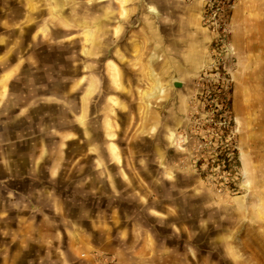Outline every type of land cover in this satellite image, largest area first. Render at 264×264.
Here are the masks:
<instances>
[{"label": "rangeland", "instance_id": "1", "mask_svg": "<svg viewBox=\"0 0 264 264\" xmlns=\"http://www.w3.org/2000/svg\"><path fill=\"white\" fill-rule=\"evenodd\" d=\"M237 1L233 0V10ZM249 3L251 18H264V0ZM201 5L199 0H0V77L18 69L12 80L17 78L19 84L13 89L24 92L14 104L20 109L30 103L33 108L44 98L49 105L39 109L49 106L52 116L30 123L3 117L0 159L24 161L38 154L21 146L26 144L23 137L13 152L6 148L18 132L28 130L34 135L31 141L43 150L38 155L57 161L64 147L62 134L79 131L80 138L64 147L75 168L72 178H95L91 161L97 155L89 151L92 135L84 131L90 125L94 144L100 140L105 146L99 153L100 175H107V146L115 143L122 163L111 165L114 176L125 172L135 180L133 185L118 181L119 190L136 191L146 176L189 178L192 187L180 186V191L207 198L211 211H219L218 217L226 221V255L237 258L236 264H264L262 33L255 32L256 55L242 56L233 41L231 20L234 53L223 55L222 65L214 66L212 38L202 26ZM176 83L181 87L176 88ZM240 91L244 104L238 105ZM80 112L84 122L77 123L74 131L71 120ZM108 124L114 139L107 134L101 138L100 130ZM49 126L53 132L47 136L44 130ZM138 145L144 150L134 148ZM75 161L78 164L73 165ZM5 171L0 167V176ZM48 187L57 193L64 190L58 181ZM89 187L79 192L88 193ZM146 188L154 193V185ZM5 191L0 186V195ZM15 202L18 209L4 221L18 219L25 224L35 219L31 211L39 208L30 211V201ZM0 206L11 204L0 199ZM194 207L198 208L185 205V209ZM210 220L216 224L214 218ZM216 234L209 233L212 238ZM210 251L219 255L218 249ZM96 258L102 262L105 257Z\"/></svg>", "mask_w": 264, "mask_h": 264}, {"label": "crops", "instance_id": "2", "mask_svg": "<svg viewBox=\"0 0 264 264\" xmlns=\"http://www.w3.org/2000/svg\"><path fill=\"white\" fill-rule=\"evenodd\" d=\"M199 1L202 2V26L211 35L213 44L215 33L203 23L204 1ZM249 4V0H238L235 10L232 8L230 11L234 29L233 41L242 56L256 55L258 49L254 48V43L258 39L255 34L257 30L262 33L260 41L264 43V18H251L253 11L247 7ZM17 71L19 70L11 68L0 77V122L2 123L3 117L7 115L9 118L6 121L18 118L27 123L52 118L51 112L48 111L49 106L42 111L39 109L49 105L44 98L42 104L33 108L30 103L20 109L14 104L19 101L17 96H21L20 92H24L17 91L15 87L13 89L15 84H19L17 78L12 80ZM14 107L15 113H12ZM24 111L26 113L21 115ZM83 116L80 112L71 120L74 131L79 123L84 122ZM38 125L39 123L36 124ZM107 126L100 130L103 133L101 138L104 139L107 134L114 139L116 134L110 132L112 125ZM84 129L92 135L89 151H92L94 156L97 155L91 161L97 176L91 179L83 178L81 181L77 177L72 178L75 168L68 161L64 151L70 141L80 138L79 131L62 134L63 152L60 158L53 162H48L45 155H38L43 150L39 148V143L31 141L34 135L28 130L26 134L18 132L10 141V146L7 144L6 148L13 152L19 138L23 137L22 141L26 144L21 146H28L38 154L24 161L12 158L5 163L0 159V167L6 169L4 176H0V186L6 189L5 193H1L0 199L11 204L10 208L5 209L0 206L1 264H104L97 260V256L111 257L117 264H228V261L230 264L237 263V258L230 259L226 255V221L218 217L219 211H211L207 198L180 191V186L192 187L193 182L189 178L175 176L162 179L146 176L144 181L139 180V185L143 187L136 191L126 192V188L119 190L118 181L133 185L135 180L125 172L124 175L119 173L118 178L114 176L111 165L122 163L118 146L115 143L107 146L108 172L106 176H102L98 173V165H103L99 153L105 146L98 142L100 140L94 144L95 130H91L90 125H86ZM52 132L53 128L50 126L44 130L47 136ZM134 148L144 150L145 147L138 145ZM76 164L78 162L75 161L73 165ZM40 171L47 176H41ZM110 174L112 176H109ZM46 181L50 183L47 184ZM57 181L59 185L64 186L61 193L48 187ZM84 181L85 183H82ZM25 184L34 187L26 189ZM148 184L154 185V193L147 190ZM85 185H90L89 192L82 194L79 190L85 189ZM158 185L171 187L164 189ZM24 200L32 203L28 210L39 208V211H31V217L35 219L27 220L25 224H21L18 219L4 221L3 218L13 215L14 210L18 209L15 201ZM185 205L198 208L185 209ZM211 218H214L216 224L212 223ZM212 231L217 233L213 238L209 235ZM212 248L219 250L218 256L211 255ZM4 249L11 251L7 253ZM221 249L224 252L221 253Z\"/></svg>", "mask_w": 264, "mask_h": 264}, {"label": "built area", "instance_id": "3", "mask_svg": "<svg viewBox=\"0 0 264 264\" xmlns=\"http://www.w3.org/2000/svg\"><path fill=\"white\" fill-rule=\"evenodd\" d=\"M204 15L203 23L214 33L213 55L215 57L214 66H221V57H226L234 53L230 43L231 35V17L230 11L233 8V0H203ZM226 61L223 67L225 68ZM104 264H117V261L111 257L102 258Z\"/></svg>", "mask_w": 264, "mask_h": 264}, {"label": "bare ground", "instance_id": "4", "mask_svg": "<svg viewBox=\"0 0 264 264\" xmlns=\"http://www.w3.org/2000/svg\"><path fill=\"white\" fill-rule=\"evenodd\" d=\"M58 2H59V0H58ZM59 6H60V5H59ZM155 12H156V11H155ZM157 86H158V85H157ZM157 86H156V87H157ZM157 89H158V88H157ZM163 89H164V88H163ZM159 90H160V92L162 91V89H158V91H159ZM158 91H157V92H158ZM163 91H164V90H163ZM242 92H243V91H242ZM156 96H157V95H156ZM239 96H240V99H239V101H238L239 104H240V105H241V104H244V99H243V97H242L241 91H240V93H239ZM172 139H173V141H175V140H176V136H173ZM258 182H259V181H258ZM259 201H260V203L262 202L261 199H260Z\"/></svg>", "mask_w": 264, "mask_h": 264}, {"label": "water", "instance_id": "5", "mask_svg": "<svg viewBox=\"0 0 264 264\" xmlns=\"http://www.w3.org/2000/svg\"><path fill=\"white\" fill-rule=\"evenodd\" d=\"M175 86H176V88H180L181 84L180 83H176Z\"/></svg>", "mask_w": 264, "mask_h": 264}]
</instances>
